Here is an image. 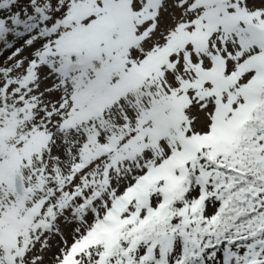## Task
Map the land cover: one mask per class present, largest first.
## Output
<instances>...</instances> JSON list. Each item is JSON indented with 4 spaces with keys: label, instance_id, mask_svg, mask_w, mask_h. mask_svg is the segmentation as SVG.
<instances>
[{
    "label": "snow or ice",
    "instance_id": "obj_1",
    "mask_svg": "<svg viewBox=\"0 0 264 264\" xmlns=\"http://www.w3.org/2000/svg\"><path fill=\"white\" fill-rule=\"evenodd\" d=\"M0 264H264V0H0Z\"/></svg>",
    "mask_w": 264,
    "mask_h": 264
},
{
    "label": "rangeland",
    "instance_id": "obj_2",
    "mask_svg": "<svg viewBox=\"0 0 264 264\" xmlns=\"http://www.w3.org/2000/svg\"><path fill=\"white\" fill-rule=\"evenodd\" d=\"M11 39V38H10Z\"/></svg>",
    "mask_w": 264,
    "mask_h": 264
}]
</instances>
